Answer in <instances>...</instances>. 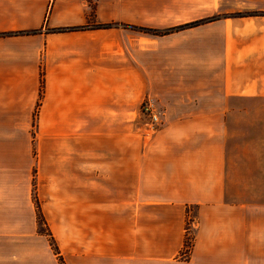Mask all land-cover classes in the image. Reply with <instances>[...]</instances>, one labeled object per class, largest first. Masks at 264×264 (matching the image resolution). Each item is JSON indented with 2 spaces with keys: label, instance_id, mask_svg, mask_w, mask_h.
<instances>
[{
  "label": "crops",
  "instance_id": "0c3cea01",
  "mask_svg": "<svg viewBox=\"0 0 264 264\" xmlns=\"http://www.w3.org/2000/svg\"><path fill=\"white\" fill-rule=\"evenodd\" d=\"M108 4L0 0V264H264V0L138 46Z\"/></svg>",
  "mask_w": 264,
  "mask_h": 264
},
{
  "label": "rangeland",
  "instance_id": "374dc122",
  "mask_svg": "<svg viewBox=\"0 0 264 264\" xmlns=\"http://www.w3.org/2000/svg\"><path fill=\"white\" fill-rule=\"evenodd\" d=\"M103 1L109 3L111 0ZM113 4L114 7L112 10L109 4L107 5V9L104 10V15L110 12L114 13L113 19H110L111 21L101 25L103 27L109 28L133 30L135 32V40L137 46L138 38L157 39L160 38L159 34H163L168 30H172V32L170 33H173V31H184L196 26H200L196 25L192 27L193 24L200 21H206V23L210 21V13L207 12L208 10H210V0H113ZM127 9H130V12H132L131 17H134L133 23L130 24H128V22L132 20H127L129 13V10ZM142 9H144L146 13H143ZM144 30L150 33L144 32ZM34 197H36L35 193ZM36 214L38 233L44 234L43 236L46 237L49 234L47 223H43L41 219H38L37 211ZM193 223L194 222L190 221L188 223V226H186L187 231L184 243L185 250L183 253L185 254V256H181L182 258L178 257V260L189 259L194 239L193 228L190 227V225ZM46 239L50 245V248L53 250L55 248L54 243L49 242V237H46ZM8 240L9 242H7L6 248L7 253L0 254V261L28 260L27 254L17 251L16 242L10 241V239Z\"/></svg>",
  "mask_w": 264,
  "mask_h": 264
},
{
  "label": "built area",
  "instance_id": "2783aa9c",
  "mask_svg": "<svg viewBox=\"0 0 264 264\" xmlns=\"http://www.w3.org/2000/svg\"><path fill=\"white\" fill-rule=\"evenodd\" d=\"M142 113L147 118L145 124L147 131L150 134H153L160 127L161 124V112L157 108L153 99L149 97L144 99L142 103Z\"/></svg>",
  "mask_w": 264,
  "mask_h": 264
},
{
  "label": "trees",
  "instance_id": "16d2710c",
  "mask_svg": "<svg viewBox=\"0 0 264 264\" xmlns=\"http://www.w3.org/2000/svg\"><path fill=\"white\" fill-rule=\"evenodd\" d=\"M204 23H206V21H200L198 23L193 24L192 27L193 26H196V25H201V24H204ZM99 27L100 28H107V27H103V26H99ZM144 32H148V31H145L144 30ZM170 32H172V30H168V31L164 32L163 34H159V35L160 36H163V35L169 34ZM148 33H150V32H148ZM34 203H35L36 211L38 212V219H41L42 222L44 223L45 222V219H44V217L42 215L41 206H40V203H39L37 197H34ZM41 235H44V234H41ZM46 237H49L50 238L49 242L54 243V239H53V237H52V235L50 233ZM54 245H55V243H54ZM53 251L55 252L56 255H58V253H56L57 252L56 245H55V248L53 249ZM59 261H60L61 264H63V260L61 258L59 259Z\"/></svg>",
  "mask_w": 264,
  "mask_h": 264
}]
</instances>
